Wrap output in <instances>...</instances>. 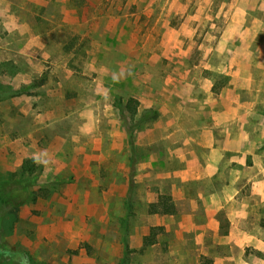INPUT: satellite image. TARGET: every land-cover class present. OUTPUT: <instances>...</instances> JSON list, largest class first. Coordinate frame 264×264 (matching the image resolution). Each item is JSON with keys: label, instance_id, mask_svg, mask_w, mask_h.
Wrapping results in <instances>:
<instances>
[{"label": "rangeland", "instance_id": "rangeland-1", "mask_svg": "<svg viewBox=\"0 0 264 264\" xmlns=\"http://www.w3.org/2000/svg\"><path fill=\"white\" fill-rule=\"evenodd\" d=\"M26 158L0 264H264V0H0V181Z\"/></svg>", "mask_w": 264, "mask_h": 264}, {"label": "trees", "instance_id": "trees-1", "mask_svg": "<svg viewBox=\"0 0 264 264\" xmlns=\"http://www.w3.org/2000/svg\"><path fill=\"white\" fill-rule=\"evenodd\" d=\"M43 77L44 76H42L41 80L35 81V85L43 83ZM20 94L22 93H14V95ZM117 102L120 108L122 106L123 113L128 114L132 119L138 115L140 106V101L138 99L129 97L124 103L121 99ZM158 116L159 114L156 110H148L141 115L139 124L150 119L156 120ZM41 170V167L36 163L34 158H26L21 167L15 173L11 174V179L5 180L4 182L0 181V210H5V214L0 212V239L3 234L11 232L13 224L17 220V210L24 204L23 201L18 202L19 198L24 200L32 199L34 201L37 196L40 195V193L30 191V188L33 186L32 179L38 175ZM39 191L43 190L41 189ZM1 199L7 200L4 202L5 204H1ZM149 212L152 214L175 215L177 213V208L169 195L160 194L157 202L150 205ZM156 229L157 228H152L151 235L146 239L147 244H155ZM8 254L12 259L27 256L26 254H12L11 251L7 250L5 246H3V243L0 242V256ZM27 260L29 264H32L29 257H27ZM28 263L25 262V264Z\"/></svg>", "mask_w": 264, "mask_h": 264}, {"label": "crops", "instance_id": "crops-1", "mask_svg": "<svg viewBox=\"0 0 264 264\" xmlns=\"http://www.w3.org/2000/svg\"><path fill=\"white\" fill-rule=\"evenodd\" d=\"M24 99V98H23ZM38 100H39V98H38ZM37 100V101H38ZM14 101V100H13ZM21 101H23V100H21ZM34 102H36V100H34ZM30 103V102H29ZM233 106H235V107H240L241 106V104L237 101V99H236V97H235V92L233 91ZM31 108H32V106L30 105V107L29 108H27L28 110L26 111V110H23V111H25V113H29L30 111H32L31 110ZM250 111L249 112H246L245 113V115L242 117V119L244 120V122H246L247 120H248V117L250 118V116H253V115H255V114H253V109H249ZM242 119L240 118V121H242ZM235 123H237V125L240 123V122H235ZM20 139H17V140H15L16 142H18V143H20L22 140H21V137H19ZM23 138V137H22ZM248 138V135L246 136V139ZM4 144V143H3ZM233 153H236L235 152V150H233ZM3 154V152L1 153V155ZM7 155V153L5 154V156ZM26 157V156H25ZM241 232H243L244 233V230L243 229H241Z\"/></svg>", "mask_w": 264, "mask_h": 264}]
</instances>
